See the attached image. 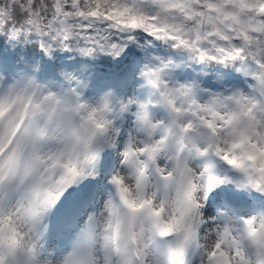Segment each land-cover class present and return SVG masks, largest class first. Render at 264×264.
<instances>
[{
	"label": "snow or ice",
	"instance_id": "6c2138e0",
	"mask_svg": "<svg viewBox=\"0 0 264 264\" xmlns=\"http://www.w3.org/2000/svg\"><path fill=\"white\" fill-rule=\"evenodd\" d=\"M0 264H264V0H0Z\"/></svg>",
	"mask_w": 264,
	"mask_h": 264
}]
</instances>
